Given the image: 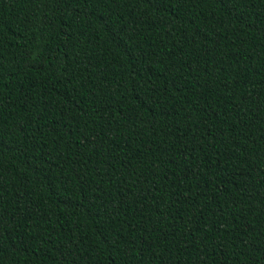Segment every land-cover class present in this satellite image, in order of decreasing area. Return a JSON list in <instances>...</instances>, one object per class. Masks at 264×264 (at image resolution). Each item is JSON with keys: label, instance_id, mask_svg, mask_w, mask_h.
<instances>
[{"label": "trees", "instance_id": "1", "mask_svg": "<svg viewBox=\"0 0 264 264\" xmlns=\"http://www.w3.org/2000/svg\"><path fill=\"white\" fill-rule=\"evenodd\" d=\"M0 264H264V0H0Z\"/></svg>", "mask_w": 264, "mask_h": 264}]
</instances>
